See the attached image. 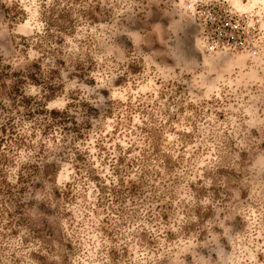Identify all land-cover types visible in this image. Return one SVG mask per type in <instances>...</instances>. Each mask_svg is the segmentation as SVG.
Returning <instances> with one entry per match:
<instances>
[{"label": "rangeland", "instance_id": "rangeland-1", "mask_svg": "<svg viewBox=\"0 0 264 264\" xmlns=\"http://www.w3.org/2000/svg\"><path fill=\"white\" fill-rule=\"evenodd\" d=\"M0 264H264V0H0Z\"/></svg>", "mask_w": 264, "mask_h": 264}, {"label": "trees", "instance_id": "trees-1", "mask_svg": "<svg viewBox=\"0 0 264 264\" xmlns=\"http://www.w3.org/2000/svg\"><path fill=\"white\" fill-rule=\"evenodd\" d=\"M42 113V112H41ZM49 117H51L52 116V113H50L49 115H48ZM62 121V123L65 121V116H64V114L60 117V121H59V123Z\"/></svg>", "mask_w": 264, "mask_h": 264}]
</instances>
